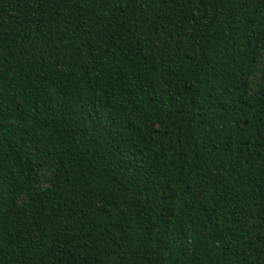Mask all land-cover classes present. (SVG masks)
Returning a JSON list of instances; mask_svg holds the SVG:
<instances>
[{
  "label": "trees",
  "instance_id": "1",
  "mask_svg": "<svg viewBox=\"0 0 264 264\" xmlns=\"http://www.w3.org/2000/svg\"><path fill=\"white\" fill-rule=\"evenodd\" d=\"M0 264H264V0H0Z\"/></svg>",
  "mask_w": 264,
  "mask_h": 264
}]
</instances>
